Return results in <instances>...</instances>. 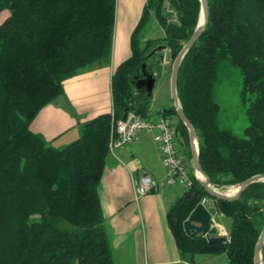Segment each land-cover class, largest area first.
I'll list each match as a JSON object with an SVG mask.
<instances>
[{
	"label": "trees",
	"instance_id": "1",
	"mask_svg": "<svg viewBox=\"0 0 264 264\" xmlns=\"http://www.w3.org/2000/svg\"><path fill=\"white\" fill-rule=\"evenodd\" d=\"M116 0H0V264H114L98 186L109 155L113 123L125 108L143 118L149 99L134 81L146 71L160 74L164 43L175 57L193 32L199 0H146L134 28L130 56L111 77L112 111L79 123L78 136L55 147L30 124L45 105L63 94V81L109 62ZM168 5V9L164 5ZM208 20L183 57L177 95L198 140L199 163L218 189L264 173V0H207ZM153 15L163 29L141 47L137 31ZM239 69L247 125L241 135L220 128L214 99L217 64ZM178 133L188 142L174 107ZM166 211L182 260L224 253L228 264H253L254 245L264 224V181L238 198L211 197L195 179ZM203 198L233 221L227 239L208 243L190 237L183 222ZM212 213V212H211ZM264 264V245L262 248Z\"/></svg>",
	"mask_w": 264,
	"mask_h": 264
},
{
	"label": "crops",
	"instance_id": "2",
	"mask_svg": "<svg viewBox=\"0 0 264 264\" xmlns=\"http://www.w3.org/2000/svg\"><path fill=\"white\" fill-rule=\"evenodd\" d=\"M145 2L116 0L109 62L65 79L63 94L41 108L31 122L33 132L53 146L71 133L64 146L78 136L79 123L112 111L111 77L131 54V34ZM142 174H148L153 185L147 194L136 197L135 181ZM178 188L181 193L185 190L166 184L161 155L150 134L142 132L109 153L98 195L114 264L194 263L181 259L166 221L167 209L181 195Z\"/></svg>",
	"mask_w": 264,
	"mask_h": 264
},
{
	"label": "rangeland",
	"instance_id": "3",
	"mask_svg": "<svg viewBox=\"0 0 264 264\" xmlns=\"http://www.w3.org/2000/svg\"><path fill=\"white\" fill-rule=\"evenodd\" d=\"M164 8L168 9V5L165 4ZM7 14L8 12L6 10L0 11V23L4 20ZM162 35V27L158 23L156 17L150 15L142 22L137 31V43L142 47L145 40L159 38L162 37ZM157 45L165 44L161 43ZM160 54L163 55V59L160 61V74L155 78L152 96L149 99V107L154 113L173 106V101L170 95L169 78L174 56H172L168 46H166L164 50H161ZM164 59L166 60L165 63H163ZM241 91L242 83L239 69L232 65L227 59L219 60L217 64V80L214 87V99L218 104L217 122L220 128L228 129L236 135H241L244 127L247 125L245 114L247 103L243 101ZM171 116L175 119L174 114H171ZM71 136V133L67 136H62V138L60 140L58 139L54 145L63 146ZM177 140L180 155L184 158L187 164H190L191 166L189 142H186L184 137L179 133L177 135ZM234 189L235 186H228L222 187V189L219 190L231 194ZM177 191L180 194L182 189L178 188ZM210 203L211 212L215 219L219 221L218 216L220 214L215 211V206H213L212 202ZM217 234H225V230L222 227L211 225L209 235L214 236ZM225 236H227V234H225ZM193 264H228V260L224 253L201 254L195 256Z\"/></svg>",
	"mask_w": 264,
	"mask_h": 264
},
{
	"label": "water",
	"instance_id": "4",
	"mask_svg": "<svg viewBox=\"0 0 264 264\" xmlns=\"http://www.w3.org/2000/svg\"><path fill=\"white\" fill-rule=\"evenodd\" d=\"M200 10L199 17L197 20V24L187 39V41L182 45L180 50L175 55L170 71V95L173 101V107L175 109L177 117L184 124L187 134H188V142L190 146L191 153V167L193 171V175L195 179L200 183V185L205 189V191L213 198L232 201L239 197V195L243 192L246 186L253 182L264 181V173H258L252 175L238 184L234 185L235 189L231 194H227L219 190L218 188L213 187L210 182L207 174L202 169L199 158H198V140L195 134V130L189 119L186 117L183 108L181 106L180 100L177 95V75L180 63L187 53V51L192 47L195 41L198 39L199 35L203 31L207 20H208V4L207 0H199ZM166 48L165 45H157L153 49H151L146 57H150L155 53H160L161 50ZM160 61L163 59V55L159 54ZM142 73L143 76L136 79L134 81V86L137 91H143L146 93V97L151 98L152 89L155 82V78L153 74L146 71L145 63L142 64ZM129 108H125V111L122 117H125L126 111ZM200 174L201 178L198 176ZM220 223L222 224L225 234H228L231 230L233 221L230 217L220 214L218 216ZM211 220L212 214L207 209L205 204L199 202L193 208V210L189 213L186 220L183 222V229L187 235L190 237H205L208 243H221L226 241L227 236L225 234H217L214 236H210L209 233L211 231ZM264 245V224L261 227L259 232L257 241L254 245L253 251V264H263L262 262V248Z\"/></svg>",
	"mask_w": 264,
	"mask_h": 264
},
{
	"label": "built area",
	"instance_id": "5",
	"mask_svg": "<svg viewBox=\"0 0 264 264\" xmlns=\"http://www.w3.org/2000/svg\"><path fill=\"white\" fill-rule=\"evenodd\" d=\"M142 132L150 134L158 147L166 184L184 189L190 188L193 183L191 170L179 152L176 120L163 111H158L149 118H143L132 110L126 111L125 117L118 118L111 127L108 139L109 153L120 145L133 142ZM152 185L151 177L148 174H142L135 181V196L147 194ZM200 202L205 204L206 199L203 198ZM211 225L223 228L213 214Z\"/></svg>",
	"mask_w": 264,
	"mask_h": 264
},
{
	"label": "bare ground",
	"instance_id": "6",
	"mask_svg": "<svg viewBox=\"0 0 264 264\" xmlns=\"http://www.w3.org/2000/svg\"><path fill=\"white\" fill-rule=\"evenodd\" d=\"M198 176L201 178L200 174H198Z\"/></svg>",
	"mask_w": 264,
	"mask_h": 264
}]
</instances>
